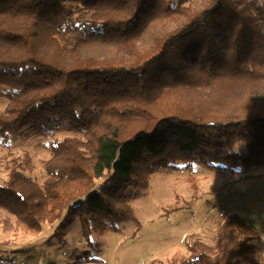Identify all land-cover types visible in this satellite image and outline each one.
Listing matches in <instances>:
<instances>
[{
	"label": "trees",
	"instance_id": "obj_1",
	"mask_svg": "<svg viewBox=\"0 0 264 264\" xmlns=\"http://www.w3.org/2000/svg\"><path fill=\"white\" fill-rule=\"evenodd\" d=\"M0 87L3 142L75 135L53 142L42 185L11 161L0 209L60 240L80 221L90 242L136 221L161 170L264 165V0H0ZM260 238L232 213L170 264H264Z\"/></svg>",
	"mask_w": 264,
	"mask_h": 264
},
{
	"label": "rangeland",
	"instance_id": "obj_2",
	"mask_svg": "<svg viewBox=\"0 0 264 264\" xmlns=\"http://www.w3.org/2000/svg\"><path fill=\"white\" fill-rule=\"evenodd\" d=\"M6 90L0 87V113L9 103L3 96ZM72 137L73 133L63 132L49 139L28 136L7 143L0 137V185L9 179L11 161L21 163L22 171L42 185L53 142ZM236 149L244 151L245 146ZM190 177L199 185L196 199ZM133 208L136 221L125 223L117 233H91L90 242L83 236L80 221L60 240L50 225L40 233L24 232L14 216L0 209V264H96L78 262L88 251L102 261L98 264H150L152 260L170 264L176 256L184 261L189 236L213 246L218 220L232 213L259 232L258 259L264 263V165L239 169L235 175L199 166L191 171L161 170Z\"/></svg>",
	"mask_w": 264,
	"mask_h": 264
}]
</instances>
